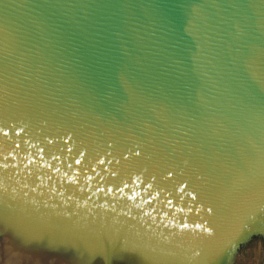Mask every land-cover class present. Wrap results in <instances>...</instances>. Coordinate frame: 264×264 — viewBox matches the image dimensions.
I'll use <instances>...</instances> for the list:
<instances>
[{
	"label": "water",
	"instance_id": "95a60500",
	"mask_svg": "<svg viewBox=\"0 0 264 264\" xmlns=\"http://www.w3.org/2000/svg\"><path fill=\"white\" fill-rule=\"evenodd\" d=\"M0 264H264V0H0Z\"/></svg>",
	"mask_w": 264,
	"mask_h": 264
},
{
	"label": "snow or ice",
	"instance_id": "6c2138e0",
	"mask_svg": "<svg viewBox=\"0 0 264 264\" xmlns=\"http://www.w3.org/2000/svg\"><path fill=\"white\" fill-rule=\"evenodd\" d=\"M77 163H79V161H77ZM91 179V178H90ZM134 198V197H133ZM169 204H171V201H168ZM183 209H180V211H182Z\"/></svg>",
	"mask_w": 264,
	"mask_h": 264
}]
</instances>
